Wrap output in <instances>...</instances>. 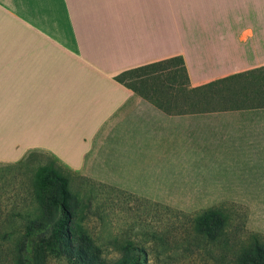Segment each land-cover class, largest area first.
Listing matches in <instances>:
<instances>
[{"label": "crops", "instance_id": "1", "mask_svg": "<svg viewBox=\"0 0 264 264\" xmlns=\"http://www.w3.org/2000/svg\"><path fill=\"white\" fill-rule=\"evenodd\" d=\"M174 57L190 88L256 82L225 107L169 114L115 79ZM260 69L264 0H0V160L39 152L99 177L263 160Z\"/></svg>", "mask_w": 264, "mask_h": 264}, {"label": "rangeland", "instance_id": "2", "mask_svg": "<svg viewBox=\"0 0 264 264\" xmlns=\"http://www.w3.org/2000/svg\"><path fill=\"white\" fill-rule=\"evenodd\" d=\"M236 83L240 81L229 85ZM225 86L208 90V102L200 96L195 109L225 107ZM49 163L68 179L71 199L80 208L78 220L108 256L132 251L142 264H227L255 238L264 241V159L234 163L200 158L178 176L99 177L80 176L46 154L31 152L23 160H0V222L33 209L28 195L33 176ZM210 209L227 218L225 233L214 244L202 240L194 226ZM9 247L0 242V264H7ZM35 264L72 263L47 252Z\"/></svg>", "mask_w": 264, "mask_h": 264}, {"label": "trees", "instance_id": "3", "mask_svg": "<svg viewBox=\"0 0 264 264\" xmlns=\"http://www.w3.org/2000/svg\"><path fill=\"white\" fill-rule=\"evenodd\" d=\"M259 71L264 72L260 69L251 73ZM242 77L243 74L235 75L190 88L183 59L174 57L125 71L115 79L169 114H181L204 112L195 109L201 103L200 96L205 95L203 101L208 102L211 94L207 95V91L222 84H226L229 92V97L224 95L222 103H235L233 99L247 97L246 87L256 81L241 80ZM237 80L239 84L229 85ZM232 93L238 94L231 96ZM257 93L264 94V90ZM190 106L194 109L188 110ZM28 195L33 201V209L18 211V219L8 217L4 224L0 222V242L10 244L4 254L7 264H35L40 255L47 252L72 264H142L132 251L119 256L104 254L78 220L80 208L71 199L68 179L53 163L37 169ZM226 222L223 213L210 209L195 219L194 226L202 240L214 244L224 235ZM227 264H264V241L255 238Z\"/></svg>", "mask_w": 264, "mask_h": 264}]
</instances>
